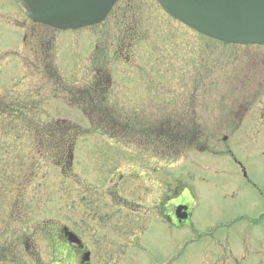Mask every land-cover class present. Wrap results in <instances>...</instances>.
Listing matches in <instances>:
<instances>
[{"label":"rangeland","instance_id":"rangeland-1","mask_svg":"<svg viewBox=\"0 0 264 264\" xmlns=\"http://www.w3.org/2000/svg\"><path fill=\"white\" fill-rule=\"evenodd\" d=\"M131 5L136 11L131 21L128 15L122 19L115 6L93 27L38 28L45 32L40 36L52 39L45 38L39 47V39L32 42L36 26L19 1L0 0V100L24 101L28 116H40L47 108L85 127L74 144L71 173L40 160L36 176L30 172L26 179L31 140L24 135L0 146V152L17 157L16 170L8 168L11 175L0 181V233L6 215L20 214L15 232L26 229L35 237L38 264H54L47 237L51 224L76 219L75 181L85 178L103 192L109 179L121 175L118 191L143 200L146 207L155 201L165 208L170 195L187 202L191 213L174 225L165 221L164 212L159 221L147 216L141 247L112 250L116 259L110 264H264V45L210 40L172 19L155 0H132ZM128 38L130 53L121 57L125 63H116L112 48ZM34 42L47 62L35 58ZM94 63L113 76L108 105L145 131L109 138L89 130L79 101L58 83L80 84ZM93 108L85 112L95 113ZM178 112L183 116L173 115ZM7 118L0 114V133ZM165 121L184 128L196 125L200 145L181 146L169 159V150L162 153L156 135L147 131ZM162 139H168L165 132ZM103 256L91 264H101ZM17 264L33 263L23 258Z\"/></svg>","mask_w":264,"mask_h":264},{"label":"flooded vegetation","instance_id":"flooded-vegetation-1","mask_svg":"<svg viewBox=\"0 0 264 264\" xmlns=\"http://www.w3.org/2000/svg\"><path fill=\"white\" fill-rule=\"evenodd\" d=\"M120 179L121 175L109 179L110 182L103 192L93 186L92 182L76 180V219L73 224H51L52 233L47 237L54 264H91L100 254H104L101 264H110L113 257L116 259L112 250L138 248L137 244L141 247V235L146 229L147 216L153 214L159 221L164 212V218L168 222L176 223L171 202L168 205L164 203L167 206L165 208L161 202L155 201L151 203L152 207H146L143 200L118 191ZM34 239L32 234H25L20 240L12 241L10 248L16 256H3L0 264H17L22 255L31 263L38 264L40 251ZM97 248L102 251L96 252Z\"/></svg>","mask_w":264,"mask_h":264},{"label":"water","instance_id":"water-1","mask_svg":"<svg viewBox=\"0 0 264 264\" xmlns=\"http://www.w3.org/2000/svg\"><path fill=\"white\" fill-rule=\"evenodd\" d=\"M115 0H21L28 15L60 28L101 20ZM173 16L225 41L264 43V0H158Z\"/></svg>","mask_w":264,"mask_h":264},{"label":"trees","instance_id":"trees-1","mask_svg":"<svg viewBox=\"0 0 264 264\" xmlns=\"http://www.w3.org/2000/svg\"><path fill=\"white\" fill-rule=\"evenodd\" d=\"M97 75L99 77L94 84L100 88L104 87L105 91L109 75L105 70H102L101 74L97 73ZM90 85L91 84H86L76 90V92L81 94L79 97V100L81 101L80 104L85 109L88 107V104H86L88 101H91L94 107L97 105L94 97L85 94L91 93L89 90L83 93L87 87H90ZM100 93L96 95H100ZM23 103L24 101L21 102L14 99L10 101H5L3 99L0 100V114L5 113L10 115V118H7L8 124L6 129L0 133V146L6 145L10 143V141L16 140L24 135L31 140L33 148L31 150L32 155L29 158V172L23 173V176L26 177V179L29 178L28 174L30 172L32 175L35 174L36 166L40 160H47L63 167H70L72 144L75 135L79 131L78 125L63 118L53 117L46 111H43L40 116H28L26 114L28 108L23 105ZM103 123L107 124L110 128H114V130L117 128L122 129L124 127V125L112 121V119L108 117V113L106 121L104 120L102 124ZM23 127H25L26 134H23L24 132H22L21 128ZM170 136L172 138L168 137L165 142L161 141L162 147L164 145L165 147H172L174 150L176 144H181V142H183L181 140L188 138V134L186 133H182L180 137H177L174 133ZM190 143H195V141L192 140ZM13 145L17 146V143H13ZM16 159L17 157L9 154L5 149L0 152V181L5 179L8 175H11L8 174V168H11V170L14 168V170H16V166L13 163ZM24 159L22 162H24ZM21 163L18 165H21Z\"/></svg>","mask_w":264,"mask_h":264}]
</instances>
